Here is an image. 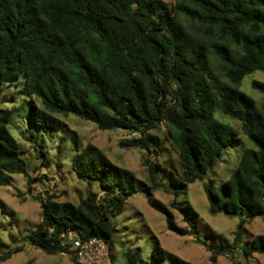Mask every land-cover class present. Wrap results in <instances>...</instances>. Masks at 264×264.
Here are the masks:
<instances>
[{
  "label": "trees",
  "instance_id": "16d2710c",
  "mask_svg": "<svg viewBox=\"0 0 264 264\" xmlns=\"http://www.w3.org/2000/svg\"><path fill=\"white\" fill-rule=\"evenodd\" d=\"M180 16L196 23L200 34L191 32ZM213 60L221 65L222 76L214 72ZM257 71L264 73V0H0V89L24 75L31 126L57 130L64 127L59 115H75L100 129L131 132L119 146L147 150L143 163L150 184L113 163L98 146L86 144L72 156L71 166L78 178L97 181L99 191L89 189L78 203L47 191L41 220L25 239L49 254H71L61 244V235L71 230L84 240L105 239L112 251L113 218L138 190H145L149 204L166 215L169 230L195 232L199 215L189 202H171L188 223L182 226L154 195L164 178L162 164L149 158L160 154L152 147L161 139L151 131L161 123L166 127L183 171L182 178L171 172L170 182L184 190L214 169L226 149L243 145L237 129L217 119L216 111L238 120L257 148H242L237 168L220 186L205 183L210 211L263 216L264 103L259 106L238 87ZM251 85L264 94V80L253 79ZM11 114L0 104L1 185L11 184L12 173L28 176L19 141L9 130ZM246 223L245 218L239 222L234 242L209 229L203 242L212 262L238 248L247 259L264 253V234L240 244ZM128 255L132 263L143 261L140 249ZM152 260L193 264L159 241Z\"/></svg>",
  "mask_w": 264,
  "mask_h": 264
},
{
  "label": "rangeland",
  "instance_id": "374dc122",
  "mask_svg": "<svg viewBox=\"0 0 264 264\" xmlns=\"http://www.w3.org/2000/svg\"><path fill=\"white\" fill-rule=\"evenodd\" d=\"M165 1L174 4V0ZM180 19L191 32L200 34L196 23L184 16H180ZM213 62L214 72L222 76L221 65L218 61ZM253 79L264 80V73L257 71L246 76L238 87L255 98L261 106L264 103V94L252 87ZM24 81L25 77L21 75L16 84L4 85L0 89V104L12 109L9 130L19 141L21 157L28 170V176L12 173L11 184H0V264H73L72 255L49 254L25 239L37 228L41 220V201L45 199L46 192L57 193L61 201L78 203L80 195L85 196L89 189L99 191L97 181L90 184L78 178L71 166L72 156L88 143L101 148L116 165L132 170L139 181L150 184L149 173L143 163L147 150L119 146L121 139L132 137L131 132L121 128L100 129L96 124L75 115H59L64 125L61 129L45 130L31 126V97L25 91ZM34 100L42 105L39 97L35 96ZM214 115L237 129L243 145L226 149L222 160L214 169L203 179L189 183L184 190L183 187H176L170 182L171 172L182 178L183 171L179 153L166 137V127L161 123L151 131L161 139L159 144L152 147L157 148L160 154H150L149 158L157 159L162 164L160 172L164 178V186L155 189L154 195L170 208L175 198L180 202H189L199 215L197 230L185 235L169 230L166 215L149 204L145 190H138L127 199L124 211L113 218L117 226L116 242L109 258L104 259L101 264H153L152 251L157 241L165 249L193 264H264V253H255L247 259L243 256L241 248L233 252L232 256L228 253L219 254L214 263L211 260L212 252L203 242L207 240L206 234L210 228L234 242L239 222L243 218L247 220V231L243 234L240 244L250 241L254 235L264 234V215L248 217L245 213L213 214L210 211L205 183L213 180L217 187L220 186L237 168L242 148H257L243 132L238 120L224 116L219 111ZM177 189H181L178 195ZM172 211L180 225H188L179 211ZM17 247L22 249L6 259L1 258L7 251ZM137 249H140L143 261L132 263L128 253ZM155 264L169 263L163 261Z\"/></svg>",
  "mask_w": 264,
  "mask_h": 264
},
{
  "label": "built area",
  "instance_id": "2783aa9c",
  "mask_svg": "<svg viewBox=\"0 0 264 264\" xmlns=\"http://www.w3.org/2000/svg\"><path fill=\"white\" fill-rule=\"evenodd\" d=\"M61 244L69 246L72 251L70 255L82 264H101L111 253L105 239L95 237L84 240L71 230L61 235Z\"/></svg>",
  "mask_w": 264,
  "mask_h": 264
}]
</instances>
